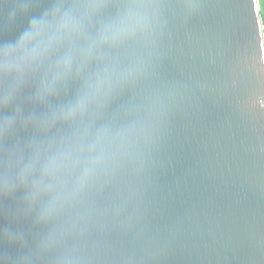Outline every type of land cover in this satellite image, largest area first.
Returning a JSON list of instances; mask_svg holds the SVG:
<instances>
[{"label": "water", "instance_id": "1", "mask_svg": "<svg viewBox=\"0 0 264 264\" xmlns=\"http://www.w3.org/2000/svg\"><path fill=\"white\" fill-rule=\"evenodd\" d=\"M81 3L0 0V48ZM94 8L73 24L87 47L68 42L24 80L25 121L43 126L0 138V191L17 165L40 169L0 201L20 242H0V264H264L260 0ZM57 60L72 71L51 76Z\"/></svg>", "mask_w": 264, "mask_h": 264}, {"label": "clouds", "instance_id": "2", "mask_svg": "<svg viewBox=\"0 0 264 264\" xmlns=\"http://www.w3.org/2000/svg\"><path fill=\"white\" fill-rule=\"evenodd\" d=\"M95 0H82L76 9L73 22L66 21L67 13L58 12L54 15H45L40 20L31 22L29 29L21 36L14 47L0 48V138L11 136L17 126L23 121L35 126H43L39 115H32L27 121L18 103L23 90L25 78L41 65L47 64L48 60L55 56L58 49L68 42L81 39V47H87V41L82 38L80 28L74 27L76 21L87 19L90 12L94 11ZM45 26L37 30V26L45 22ZM15 18V14H13ZM97 46L107 43L103 35L92 38ZM72 66L62 60L55 61L50 68V75L70 73ZM52 88L47 89L50 94ZM40 99L43 96L38 97ZM51 121L57 122L66 119L62 114L56 113ZM19 171L9 178V183L0 192L2 195H12L21 187L32 184V175L40 169L31 163L17 165ZM49 194L47 186L39 192V199H46ZM7 243L15 245L20 243L12 231H8L5 237Z\"/></svg>", "mask_w": 264, "mask_h": 264}, {"label": "snow or ice", "instance_id": "3", "mask_svg": "<svg viewBox=\"0 0 264 264\" xmlns=\"http://www.w3.org/2000/svg\"><path fill=\"white\" fill-rule=\"evenodd\" d=\"M4 199H6V195L0 194V201H3ZM4 216H5L4 209L0 208V220H3ZM6 234H7L6 232L0 231V242L6 241L5 240Z\"/></svg>", "mask_w": 264, "mask_h": 264}, {"label": "trees", "instance_id": "4", "mask_svg": "<svg viewBox=\"0 0 264 264\" xmlns=\"http://www.w3.org/2000/svg\"><path fill=\"white\" fill-rule=\"evenodd\" d=\"M260 6H261V12H262V17L264 21V0H260Z\"/></svg>", "mask_w": 264, "mask_h": 264}]
</instances>
